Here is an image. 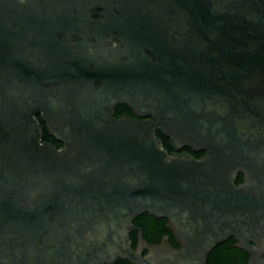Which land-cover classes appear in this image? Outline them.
I'll list each match as a JSON object with an SVG mask.
<instances>
[{
    "label": "water",
    "instance_id": "1",
    "mask_svg": "<svg viewBox=\"0 0 264 264\" xmlns=\"http://www.w3.org/2000/svg\"><path fill=\"white\" fill-rule=\"evenodd\" d=\"M145 212L177 247L133 248ZM231 237L264 264V0H0V264H206Z\"/></svg>",
    "mask_w": 264,
    "mask_h": 264
},
{
    "label": "trees",
    "instance_id": "2",
    "mask_svg": "<svg viewBox=\"0 0 264 264\" xmlns=\"http://www.w3.org/2000/svg\"><path fill=\"white\" fill-rule=\"evenodd\" d=\"M121 115H130L133 116L132 109L126 105V104H118L115 107V116L119 117ZM37 117L40 121V125L43 129V137L42 139L45 141L52 142L57 147L61 146L62 143L55 139L54 136H52L47 128L45 123L41 120L40 116L37 114ZM158 137L162 140L163 145L167 150L170 152L173 150V147L170 143V140L168 137L163 135L159 130H157ZM182 150H188L190 153L195 156L199 157V154L201 152H194L189 147H184ZM241 180V173L238 176L237 182ZM150 225V226H149ZM148 226H145L144 236L149 240L154 239V233L151 230V224ZM157 239L160 238L162 233L168 232V230L165 227L164 222L161 223L160 228L158 230ZM156 237V236H155ZM235 243V240L233 237L229 238L227 241H224L222 243L217 244L212 251L208 255L207 263L206 264H247L248 260V253L238 247H235L233 244ZM119 264H131L128 261H119Z\"/></svg>",
    "mask_w": 264,
    "mask_h": 264
},
{
    "label": "flooded vegetation",
    "instance_id": "3",
    "mask_svg": "<svg viewBox=\"0 0 264 264\" xmlns=\"http://www.w3.org/2000/svg\"><path fill=\"white\" fill-rule=\"evenodd\" d=\"M42 131H43V129H42ZM182 149L180 151H187V152L190 153V151H188V150H182ZM172 151H174V148H173ZM172 151H170V152H172ZM192 151H194V150H192ZM194 152H198L199 153L201 151H194ZM203 153L204 152L200 153L199 156L202 155ZM240 181H242V175H241V180ZM236 183H238V182L236 181ZM162 222H164L165 227L168 230V232L162 233L161 236H160V238L157 239V235H158V232H159L158 230H159L160 225H161ZM132 223H133L134 227H137V228L132 229V231L130 232V236L133 239V244H132L133 248H135L137 246L138 233H139V229L138 228H141L142 229L143 237L145 239H147L144 236V231H145V226H148L149 224H151V227H152L151 230L154 233V239L153 240L149 241L147 239L149 242H159L164 235H169V240L172 243V245H174L176 247L178 246V244H177V242H176V240H175V238H174V236L172 234V231L166 225V219L165 218H157V217H154V216L150 215L149 213L145 212V213L139 214L137 217H135L133 219ZM145 253H146V250L143 251V254H145ZM119 261H128V260L118 259L114 264H119ZM129 263H131V262H129Z\"/></svg>",
    "mask_w": 264,
    "mask_h": 264
}]
</instances>
